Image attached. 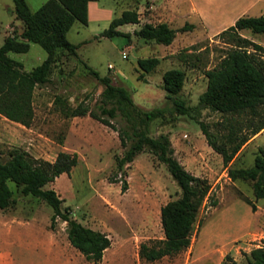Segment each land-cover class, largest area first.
<instances>
[{
  "label": "rangeland",
  "instance_id": "obj_1",
  "mask_svg": "<svg viewBox=\"0 0 264 264\" xmlns=\"http://www.w3.org/2000/svg\"><path fill=\"white\" fill-rule=\"evenodd\" d=\"M46 1L25 0L33 13ZM230 2L233 1L92 2L88 6L87 26L75 22L66 36L69 43L78 45L77 56L60 55L53 65L49 83L35 89V118L30 128L0 116V161L7 159L6 152L11 148L22 149L48 162H54L60 152L77 155L78 163L71 172L59 176L44 189L55 191L63 201L62 210H68L71 218L108 236L111 246L99 264H248L246 256L250 251L264 247V198L255 199L251 182H233L228 178L221 157L207 145L199 126L202 122L212 132L220 129L221 134H226L219 126L223 117L209 110H200L191 116L174 114L172 101L166 98L162 87L165 72L184 71L186 79L178 98L186 106H197L207 86L205 72L216 67L228 50L217 36L229 28H214L211 24L206 27L198 10L203 8L212 17L211 22L219 24V6L227 8L230 18L234 17ZM126 10L139 14V24L118 28L130 38L103 37L111 21ZM247 16L264 17V1ZM160 23L177 31L185 24L193 25L194 29L178 32L170 46L147 42L134 35L146 24ZM22 30V23L14 15L12 0H0V47L8 37L19 38ZM242 36L264 48V33L246 30ZM9 57L29 72L40 66L47 55L32 43L27 53H11ZM145 58L159 60L150 74H144L137 65L139 59ZM79 61L99 77H108L114 86L126 89L141 110L166 111L163 120L149 125L148 135L152 138L168 135L177 161L211 186L192 233L191 242L197 241L196 247L202 243V249H188L153 263L139 257L142 244L151 246L164 238L160 210L180 197V189L166 166L147 152L118 171L116 160L125 151L115 131L125 128L120 117L110 120L114 129L89 114L72 117V110L79 105L100 114L104 88ZM262 147L264 133L243 146L229 168L252 167ZM7 185L14 203L0 210V264H94L70 245L66 223L58 219L51 227L50 206L21 195L12 182ZM243 198L255 204V213ZM212 201H216L215 207ZM204 223L207 227L199 234Z\"/></svg>",
  "mask_w": 264,
  "mask_h": 264
},
{
  "label": "trees",
  "instance_id": "obj_2",
  "mask_svg": "<svg viewBox=\"0 0 264 264\" xmlns=\"http://www.w3.org/2000/svg\"><path fill=\"white\" fill-rule=\"evenodd\" d=\"M98 0H48L35 13L31 12L25 0H12L14 15L23 25L19 38L8 37L0 47V116L25 128L32 125L34 112V92L45 87L50 79L53 65L60 55L77 56L78 45L67 41V33L75 22L87 26L88 5ZM139 24V14L134 10L124 11L113 19L102 34L111 39L130 38L129 34L118 31L125 25ZM194 29L185 24L180 30H174L166 23L146 24L134 35L147 42L170 46L178 32ZM253 34L264 33V17L242 16L233 26L218 34L228 47L224 57L216 67L205 72L207 86L200 95L197 106H186L178 98L186 75L180 69H172L162 76L166 98L172 101L174 114L191 116L200 110H209L223 117L220 129L212 132L208 126L199 122L207 145L218 154L227 168L231 181L251 182L256 200L264 198V147L259 148L250 168L232 169L243 146L264 130V48L240 35L241 31ZM39 45L46 52L45 61L32 71H25L23 65L14 61L9 54H23L30 44ZM82 63L81 61H79ZM83 67L104 87L101 93L100 114H95L83 105L72 110V117L90 115L102 124L113 128L110 120L120 117L125 128L118 132L121 146L125 148L122 157L117 158V169L131 164L141 153L147 152L166 169L180 189V197L168 202L160 210V222L164 238L149 246L142 244L139 257L147 262H156L165 257L178 255L190 248L192 233L198 213L209 198L211 186L205 179L195 177L174 157V151L168 135L152 138L148 135L149 125L163 120L164 109L143 111L136 106L130 93L114 86L108 77L101 78L87 64ZM139 69L150 74L159 65L157 58L139 59ZM114 129V128H113ZM7 159L0 161V210L13 205L12 192L7 183L12 182L23 196H31L51 207V227L59 219L66 223V234L70 245L84 258L99 264L104 252L110 248L107 235L93 231L71 218L68 210H62L63 201L53 190L44 187L63 174H69L77 165L76 154L60 152L54 162L32 157L28 152L11 148L6 152ZM122 189H126L123 183ZM253 213L256 206L243 198ZM216 206V201L211 202ZM248 264H264V247L250 251L246 256Z\"/></svg>",
  "mask_w": 264,
  "mask_h": 264
},
{
  "label": "crops",
  "instance_id": "obj_3",
  "mask_svg": "<svg viewBox=\"0 0 264 264\" xmlns=\"http://www.w3.org/2000/svg\"><path fill=\"white\" fill-rule=\"evenodd\" d=\"M231 1H233V2H230L229 8H231L232 9L231 12H233L235 14L234 17L230 18L231 15L230 16L228 15L227 8H224L223 6H219V8L217 9V15L220 18V19H218V20H220L219 24H216V23L213 24L211 22L212 17L203 8H202V10H198V11H200L199 13L201 15L200 19L203 21V23H205L206 27H209L208 24H211V26L214 28L215 27L218 28V27L233 26L235 21L238 18H240L241 16H247L249 12H251L254 8H256L264 0H231ZM226 20H227V22H226ZM242 32H244V31H241L240 35H242ZM263 133H264V130L255 137L257 138L260 135H262ZM206 227H207V225L204 223L201 227L199 234L204 233ZM199 234H198V236H199ZM196 244H197V241L195 243H193V242L191 243L190 248H189L190 251H195V249L196 250L202 249V246H203L202 243H200V245L198 247H196Z\"/></svg>",
  "mask_w": 264,
  "mask_h": 264
}]
</instances>
